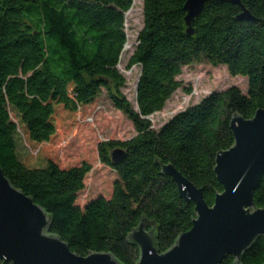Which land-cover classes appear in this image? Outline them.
<instances>
[{
	"label": "trees",
	"instance_id": "16d2710c",
	"mask_svg": "<svg viewBox=\"0 0 264 264\" xmlns=\"http://www.w3.org/2000/svg\"><path fill=\"white\" fill-rule=\"evenodd\" d=\"M187 1L144 0V27L129 61L142 71L134 108L122 92L126 78L118 67L134 0H0V165L13 185L51 213V232L80 255L112 252L124 264H136L140 247L127 236L143 212L156 217L158 250L169 249L192 228L196 205L179 195L171 176L159 173L155 155L203 187L213 205L216 190H223L213 167L217 152L235 143L234 111L251 118L264 108V0H242L261 19L255 21L236 19L243 11L238 4L205 0L193 33ZM203 60L247 76L248 91L238 85L214 91L154 129L147 116L162 110L181 86L183 68ZM103 89L137 134L99 143V158L114 173L112 190L82 205L79 194L93 165L63 166L44 147L57 134L60 117H75ZM116 147L127 152L119 162L111 158ZM254 198L263 208L264 176ZM242 264H264L263 236L243 253Z\"/></svg>",
	"mask_w": 264,
	"mask_h": 264
},
{
	"label": "water",
	"instance_id": "95a60500",
	"mask_svg": "<svg viewBox=\"0 0 264 264\" xmlns=\"http://www.w3.org/2000/svg\"><path fill=\"white\" fill-rule=\"evenodd\" d=\"M228 1L242 7L236 19L261 20L242 0ZM204 4L205 0H188L185 4L190 33ZM230 127L235 143L217 152L213 170L223 190H216L213 205L205 200L203 187H197L172 163L163 164L155 155L154 161L161 165L159 173L174 179L186 203L194 201L196 217H192L189 231L181 232L174 245L160 252L156 217L148 219L143 212L138 226L132 227L127 236L140 247L136 264H219L229 255L235 257L233 264H242L243 253L257 238L264 237V207H258L254 198L264 176V108L257 109L251 118L234 111ZM126 153L116 147L111 150V158L119 162ZM51 225V213L13 185L0 165V264H124L112 252H74L51 232ZM147 225L151 226L149 231Z\"/></svg>",
	"mask_w": 264,
	"mask_h": 264
},
{
	"label": "rangeland",
	"instance_id": "374dc122",
	"mask_svg": "<svg viewBox=\"0 0 264 264\" xmlns=\"http://www.w3.org/2000/svg\"><path fill=\"white\" fill-rule=\"evenodd\" d=\"M144 27V0H134L133 6L126 13L127 44L121 55L119 70L126 78L122 92L134 108H138L137 85L141 66L129 67L130 58L136 48L138 35ZM181 86L167 100L164 108L150 116L152 127L156 130L171 120L177 113L198 104L214 91L238 85L244 92L248 91V77L233 75L227 65L215 66L203 60L183 68L178 76ZM137 134V130L128 115L116 108L103 89L102 94L92 103L86 105L75 117H60L58 131L52 142L45 144L44 150L54 156L63 166L68 163L88 161L93 169L85 180V189L79 194V203L87 201L98 194H110L114 173L105 166L100 158L98 146L107 140H126Z\"/></svg>",
	"mask_w": 264,
	"mask_h": 264
}]
</instances>
